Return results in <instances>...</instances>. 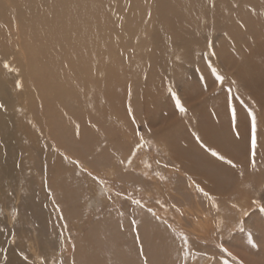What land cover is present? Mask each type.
Listing matches in <instances>:
<instances>
[{"label":"bare ground","instance_id":"1","mask_svg":"<svg viewBox=\"0 0 264 264\" xmlns=\"http://www.w3.org/2000/svg\"><path fill=\"white\" fill-rule=\"evenodd\" d=\"M238 29H245L246 33L239 35L234 32ZM120 34L128 36L121 40ZM215 37L220 39L217 51L219 66L208 73H204L205 69L198 71L199 68L190 61L200 57L197 54L204 46L212 47ZM225 40L234 41L242 48L258 44L255 54L264 53V5L261 0H0V104L3 105L0 108V264H51L48 262L53 254L51 247L59 242L57 239L48 243L49 239L46 241L42 232H53L56 213L59 215L62 209L60 214L65 216V202L69 203L73 194L82 190L85 180L77 174L79 172H74L77 169L68 161L73 160L85 167L93 164L85 159V155L99 152L100 145L111 150L113 142H105V139L109 134L117 139L121 129H118L120 125L116 126L117 123L113 126L114 122H110L113 120L110 110L122 113L126 108H133V111H143L145 120L142 124L148 123L151 129H160L161 122L166 123L167 116H171L169 106L165 108L166 112L162 111L159 115L153 113L161 103L155 107L151 100L155 99L154 96L163 97L162 94L157 95V88L160 93L166 91L161 81L154 84L141 77L138 90L135 83L132 84L136 76L121 60L134 66L136 73L139 71L146 76L149 74L144 72V68L169 64L168 55L165 59L159 56L161 53L171 56V49L166 47L168 50H163L165 46H177L178 51L171 62L173 68L176 67L174 70L183 65L192 78L198 74V80H206V84L213 83L212 74L222 72L219 76L228 81L230 76L223 72L220 64L224 65L223 60L234 63L233 59L239 61L241 57L236 56L237 51L236 58L232 59L231 48L223 44ZM240 46L236 50H240ZM126 49L128 52H124ZM250 57L245 54V60ZM260 57L263 55L260 54ZM175 74L168 73L167 77L171 80ZM220 86L212 89V98L223 94ZM141 95H146V99L140 98ZM76 103L85 104V107ZM215 109L216 117H219L221 109ZM104 115L107 116L105 120ZM95 120L102 123L96 125ZM106 120L108 129L102 125ZM192 148H187L188 153ZM195 154L200 161L202 155L206 160L207 153L198 149ZM104 161L109 160L106 158ZM222 164L223 160H211L208 156L201 166L208 169L209 176L214 177L215 169L223 167ZM55 169L59 184L47 190L48 175H53ZM16 200L24 202H21L20 214L10 228L6 225V212L9 213ZM25 216L38 235L32 237L33 240L31 238V243L39 251L37 256L27 259L19 251L25 250L23 241L31 237L27 235L28 229L23 223ZM44 216L52 222L47 223ZM22 225L26 227L25 234L19 232ZM160 227L152 231L143 229L142 251L145 254L158 256L155 246L172 238L169 234L174 232L169 230L170 227L166 229L171 233L165 234L161 233ZM10 236L15 238L16 246L9 244ZM82 242L85 243L84 240ZM146 244L152 249H144ZM170 244H166V250L159 253L163 260L158 264H173L175 248H169ZM74 245H79V251H74ZM72 249L74 253H71ZM68 251L70 258H73L72 254H79V260L74 264H85V246L81 248L80 239L74 238L71 247L65 245L58 258L54 254L57 260L54 264H62ZM178 254L176 252V256ZM147 257V263H151Z\"/></svg>","mask_w":264,"mask_h":264},{"label":"rangeland","instance_id":"2","mask_svg":"<svg viewBox=\"0 0 264 264\" xmlns=\"http://www.w3.org/2000/svg\"><path fill=\"white\" fill-rule=\"evenodd\" d=\"M261 2L264 5V1ZM234 32L239 35L246 33L245 29ZM127 36L122 34L119 38L123 40ZM215 38L211 43L212 47L204 46L197 54L200 57L190 61L199 68L198 71L202 72L205 69L204 73L206 71L208 73L219 66L220 57L217 51L220 39ZM223 44L231 48L229 53L232 59L236 58L237 51L236 56L241 57L239 61L233 59L234 63L223 60L224 65L220 64L223 72L230 76L228 81L217 79L222 72L212 74L213 83L206 84V80H198V74L192 78L183 65L174 70L176 67L173 68L171 62L174 53L178 51L177 46H165L163 50L171 49V56L168 53H161L159 56L165 59L168 55L169 64L163 67L153 65L144 68V72L149 74L146 76H142L139 71L136 73L134 66L121 60L128 71L136 76L132 84L135 83L138 90L142 79H149L147 82L154 84L161 81L166 91L160 93L157 88V95L162 94L163 97L160 99L154 96L155 99L151 100L155 107L161 103L153 113L159 115L162 111L166 112L165 108L169 106L171 116H167L166 123L160 121V129H151L148 123L142 124L145 120L143 111L138 110L140 112L137 113L138 111H133V108H126L122 113L110 110L113 119L110 122H114L113 126L117 123L116 126L120 125L118 129H121L117 139L110 134L105 139V142H113L111 150L103 144L100 145L99 152L85 155V159L93 163L85 167L79 166L73 160L68 161L77 169L74 172H79L77 174L85 179L84 189L77 190L72 200L69 203L65 202V216L60 214L62 209L59 210V215L56 213L53 232L51 234H48V230L42 232L46 241L49 239L48 243L57 239L60 243L51 247L53 254L49 259L53 262L49 260V263L54 264L57 261L54 254L58 258L65 245L71 247V240L74 238L78 241L80 239L81 248L85 246V264L162 263L163 256H159V253L166 250L168 243H171L169 248H175L173 264H264V210H261L264 209V53L258 51L259 54H255L258 44L245 48L229 40L223 41ZM237 46L241 49L236 50ZM192 47L195 48L194 45ZM207 53L211 58H208ZM245 54L247 58L251 56V59L245 60ZM260 54L263 57L259 58ZM168 73L176 74L170 80V77H167ZM204 77L208 79V76ZM215 86H220L224 91L223 94L217 93L215 95L218 96L212 98L211 93ZM139 97L146 99V95ZM177 97L187 110L182 115L176 106ZM132 102L136 101L132 99ZM76 105L85 107V104ZM214 108H220L218 115L224 117H216L217 109ZM103 117L104 120L107 118L105 115ZM253 117L257 140L254 150L251 145ZM99 122L102 123L95 120L96 125L100 124ZM107 122L106 120L105 124H102L105 129H108ZM104 146L109 153H106ZM188 147H193L191 153H188ZM198 149L207 153L206 160L208 156L211 160L218 159L211 155L210 149L225 157L223 167L215 169L214 177L209 176L207 168H202L201 164H205L206 160L203 155L201 161L196 157ZM106 158L109 161L105 162ZM56 169L52 172L53 175H48L47 190H50V186L59 184ZM200 189L204 191L201 192ZM21 202L24 200H16L9 213L6 212L5 221L10 228L20 214ZM45 221L49 224L52 222L48 217H45ZM30 222L25 216L23 223L27 226L28 233L24 232L26 230L24 225L19 231L31 236L23 241L25 250L19 249L27 258L39 254L38 247L31 243V238L38 235L33 232ZM160 225L165 229L162 230ZM159 227L162 234L171 233L169 230H172L173 235L169 234L172 238L166 240L168 243L165 241L164 244L162 242L155 246L158 256L155 257L148 252L145 254L142 251L145 234L143 229L157 230ZM167 227L170 229L167 230ZM184 236L187 237V242H184ZM8 242L11 246H16L17 243L11 236ZM38 244L42 245L41 242ZM72 247L74 251H79L77 249L79 245ZM225 248L228 252L223 251ZM73 249L71 253H74ZM144 249L152 248L146 244ZM176 252H179L178 256ZM72 255L73 258H70L68 251L67 256L62 259V264H74L79 260V254ZM147 256L151 263H147Z\"/></svg>","mask_w":264,"mask_h":264},{"label":"snow or ice","instance_id":"3","mask_svg":"<svg viewBox=\"0 0 264 264\" xmlns=\"http://www.w3.org/2000/svg\"><path fill=\"white\" fill-rule=\"evenodd\" d=\"M5 67H8V65H5ZM213 71H215V69H213ZM217 79L223 81L224 77L217 76ZM176 106L179 108V111L181 113H185L187 111L186 108L181 104L179 97L176 98ZM2 107H3V105L0 104V108H2ZM233 118H235V112H233ZM255 132H256L255 118L253 117V119H252V139H251V145H252L253 150L256 148V144H257ZM197 139H199V138L197 137ZM210 151H211L212 156L217 157L220 160L225 159V157L220 155L217 151H214L211 149H210ZM228 163L231 164L232 161H228ZM200 191L203 192L204 190L200 189ZM205 195H207V193H205ZM137 203H139V202H137ZM261 210H264V209H261ZM184 239H185V242H187V237H185ZM223 251L228 252V249L225 248V249H223ZM228 254L231 256L230 252ZM25 259H27V257H25Z\"/></svg>","mask_w":264,"mask_h":264}]
</instances>
